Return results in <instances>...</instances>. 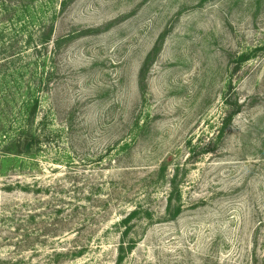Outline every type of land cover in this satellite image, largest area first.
Masks as SVG:
<instances>
[{
	"label": "rangeland",
	"instance_id": "obj_1",
	"mask_svg": "<svg viewBox=\"0 0 264 264\" xmlns=\"http://www.w3.org/2000/svg\"><path fill=\"white\" fill-rule=\"evenodd\" d=\"M7 1L52 138L0 169V264H264V0Z\"/></svg>",
	"mask_w": 264,
	"mask_h": 264
},
{
	"label": "trees",
	"instance_id": "obj_2",
	"mask_svg": "<svg viewBox=\"0 0 264 264\" xmlns=\"http://www.w3.org/2000/svg\"><path fill=\"white\" fill-rule=\"evenodd\" d=\"M7 5V0H0V169L11 163H21L22 161H18L20 157L33 155L40 145V140L45 137V133L47 139L52 138V134L42 130L43 123H35L39 107L36 76L30 71L27 74L29 79L22 80L24 75H21L20 68L16 67V60L21 54L22 36L20 32L14 30L13 25L21 24L23 20L20 15L24 12L22 10L28 7L23 3V5L20 4L21 10H18L16 6L11 10ZM39 38H41L40 45H43L44 38ZM30 44L31 36L27 41V45ZM37 47L38 45L33 46L32 51L39 52ZM12 71L15 74H12ZM9 78L13 80L9 82ZM9 83L14 85V90ZM12 116H14L13 120H10ZM20 184L19 180H12L6 185L10 188L21 187ZM172 190L178 191L176 187H172ZM132 213L134 211L127 213L120 224L126 227L124 224L128 223ZM119 245L123 247L125 243L121 242ZM85 248V245L74 247L68 254L80 255ZM59 255L54 253V256Z\"/></svg>",
	"mask_w": 264,
	"mask_h": 264
}]
</instances>
